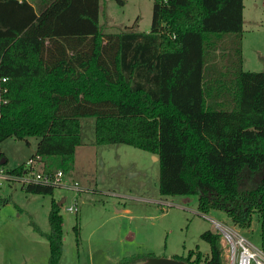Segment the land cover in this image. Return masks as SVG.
<instances>
[{"label": "trees", "instance_id": "1", "mask_svg": "<svg viewBox=\"0 0 264 264\" xmlns=\"http://www.w3.org/2000/svg\"><path fill=\"white\" fill-rule=\"evenodd\" d=\"M242 12L243 0H155L148 33H105L100 0H0V143L35 138L29 159L67 176L80 120L93 118L96 145L158 158L161 195H196L200 212L220 210L240 229L257 216L264 249V72L242 67ZM59 209L52 204L48 233L38 231L47 264H60ZM201 238L207 257L174 259L223 264L218 234Z\"/></svg>", "mask_w": 264, "mask_h": 264}, {"label": "rangeland", "instance_id": "2", "mask_svg": "<svg viewBox=\"0 0 264 264\" xmlns=\"http://www.w3.org/2000/svg\"><path fill=\"white\" fill-rule=\"evenodd\" d=\"M154 1L100 0L99 24L105 33H148ZM242 19V67L264 72V0H243ZM80 122L81 144L67 175L79 191L55 187L52 195H38L16 181H1L0 264H47L49 244L38 231L48 233L52 204L62 199L60 264H117L147 253L174 259L200 252L207 257L209 245L201 234H219L215 224L234 228L261 246L257 216L248 229H240L220 210L200 212L196 195H161L156 156L125 144L96 145L94 119ZM36 144L35 138L0 143L4 169L25 168ZM72 205L77 211L67 212ZM221 248L224 254L222 243Z\"/></svg>", "mask_w": 264, "mask_h": 264}, {"label": "built area", "instance_id": "3", "mask_svg": "<svg viewBox=\"0 0 264 264\" xmlns=\"http://www.w3.org/2000/svg\"><path fill=\"white\" fill-rule=\"evenodd\" d=\"M3 82L4 78L1 79ZM1 181H16L21 187L30 184H39L54 187H71L79 191L78 184L72 182L61 170L43 172L42 164L38 159H28L24 171L20 175L8 174L3 167H0ZM67 212H76L75 206L66 208ZM219 230L220 241L223 245L224 254L221 250L223 264H264V249L253 245L234 228H224L215 224ZM221 243L220 246H221ZM222 249V248H221Z\"/></svg>", "mask_w": 264, "mask_h": 264}, {"label": "water", "instance_id": "4", "mask_svg": "<svg viewBox=\"0 0 264 264\" xmlns=\"http://www.w3.org/2000/svg\"><path fill=\"white\" fill-rule=\"evenodd\" d=\"M4 162L5 161L2 160V163ZM58 205H60V202L58 203ZM138 264H187V263L180 261V260L172 259V258L150 257Z\"/></svg>", "mask_w": 264, "mask_h": 264}, {"label": "crops", "instance_id": "5", "mask_svg": "<svg viewBox=\"0 0 264 264\" xmlns=\"http://www.w3.org/2000/svg\"><path fill=\"white\" fill-rule=\"evenodd\" d=\"M78 147H79V146H78ZM78 147H76L75 152H76V150H77ZM63 200H64V199H62L60 202H62ZM119 211H120V210H118V212H119Z\"/></svg>", "mask_w": 264, "mask_h": 264}]
</instances>
